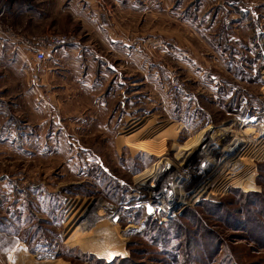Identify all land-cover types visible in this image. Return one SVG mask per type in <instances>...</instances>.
Here are the masks:
<instances>
[{"label": "rangeland", "instance_id": "374dc122", "mask_svg": "<svg viewBox=\"0 0 264 264\" xmlns=\"http://www.w3.org/2000/svg\"><path fill=\"white\" fill-rule=\"evenodd\" d=\"M140 2L29 36L0 0V264H264V0Z\"/></svg>", "mask_w": 264, "mask_h": 264}, {"label": "crops", "instance_id": "0c3cea01", "mask_svg": "<svg viewBox=\"0 0 264 264\" xmlns=\"http://www.w3.org/2000/svg\"><path fill=\"white\" fill-rule=\"evenodd\" d=\"M150 7L152 9L153 6L150 4ZM97 8L101 12L103 11V14L110 13L109 22L114 27L112 31L116 29L123 31L125 29L127 23L126 15L135 16L141 14L140 0H11L4 17V22L6 26H11L20 33H25L29 36L46 34L50 30L62 29L64 23H66L65 26L69 24V29L77 23V29L79 26L82 28L90 26L93 31L97 30L98 32L99 29L95 28L94 24L96 23L95 17L92 16L91 20L88 16L90 13L94 15L93 11L96 13ZM132 23L134 24V22ZM129 24L132 25L130 22ZM19 37L18 40H5L1 41V43L15 45L14 47L16 48L15 42H20ZM0 59V62L12 63L11 67L7 65L8 68H14L13 65L15 63H30V58L21 55L16 57L0 56ZM16 68L18 71L29 74L28 68H24V66H17ZM45 76V73L38 74L35 83L38 89L45 88ZM17 81L18 79L10 75L6 77V80L1 85L3 87H15ZM26 84L29 87V79ZM71 103H74L72 99H70Z\"/></svg>", "mask_w": 264, "mask_h": 264}, {"label": "built area", "instance_id": "2783aa9c", "mask_svg": "<svg viewBox=\"0 0 264 264\" xmlns=\"http://www.w3.org/2000/svg\"><path fill=\"white\" fill-rule=\"evenodd\" d=\"M2 9L0 10V17L3 15ZM0 29H3L2 26H0ZM8 31V35H11L13 38V33L10 30ZM20 38V43L25 45L27 48L32 50L35 53V58L38 62H43L45 61L47 57V51L48 48H52L56 46L57 44H64L66 42H69L70 39L67 37L63 36H53L50 35L48 42L46 41V38L44 36L42 37H37L36 39L30 38V37H19Z\"/></svg>", "mask_w": 264, "mask_h": 264}, {"label": "trees", "instance_id": "16d2710c", "mask_svg": "<svg viewBox=\"0 0 264 264\" xmlns=\"http://www.w3.org/2000/svg\"><path fill=\"white\" fill-rule=\"evenodd\" d=\"M260 201H261V200H260ZM255 205H256V204H255ZM263 226H264V224H262V226L259 227V229H260V231H261L262 234H264V232H263V231H264V227H263ZM255 228H256V226H255ZM262 230H263V231H262ZM255 231H256L258 234L260 233L259 230H258L257 228H256ZM259 235H260V234H259ZM259 237H264V236L260 235Z\"/></svg>", "mask_w": 264, "mask_h": 264}, {"label": "bare ground", "instance_id": "6f19581e", "mask_svg": "<svg viewBox=\"0 0 264 264\" xmlns=\"http://www.w3.org/2000/svg\"><path fill=\"white\" fill-rule=\"evenodd\" d=\"M23 256V255H22ZM24 258H23V262L22 263H25V262H27V261H30V258L26 255V257H25V255L23 256Z\"/></svg>", "mask_w": 264, "mask_h": 264}]
</instances>
